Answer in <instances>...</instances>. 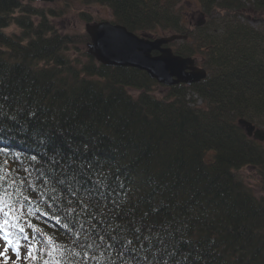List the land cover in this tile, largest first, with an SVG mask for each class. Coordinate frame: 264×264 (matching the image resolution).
Returning <instances> with one entry per match:
<instances>
[{"label": "trees", "instance_id": "obj_1", "mask_svg": "<svg viewBox=\"0 0 264 264\" xmlns=\"http://www.w3.org/2000/svg\"><path fill=\"white\" fill-rule=\"evenodd\" d=\"M82 1L107 6L112 23L135 34L188 36L175 53L201 60L209 75L157 97L159 84L146 72L104 66L85 52L87 34L59 33L52 20L64 13L0 0V160L10 162L3 183L12 200L31 198L27 219L52 239L42 259L108 264L109 254L89 250L96 259L86 262L72 255L81 251L73 243L79 228L53 211L55 194L40 176L51 172L52 153L39 132L56 152L76 149L117 173L128 193L121 199L138 205V218L148 212L165 225L195 264H264V195L240 175L253 168L264 187V143L238 124L264 128V32L237 22L248 8L263 11L264 0H198L206 19L193 28L179 11L183 0ZM11 26L20 33L6 34Z\"/></svg>", "mask_w": 264, "mask_h": 264}, {"label": "snow or ice", "instance_id": "obj_2", "mask_svg": "<svg viewBox=\"0 0 264 264\" xmlns=\"http://www.w3.org/2000/svg\"><path fill=\"white\" fill-rule=\"evenodd\" d=\"M40 143L52 153L48 160L51 172L40 171L44 185L51 184V196L69 224L78 226L73 242L81 251L72 255L85 260L96 259L89 250H99L108 264H195L191 251L175 244L169 237L165 225L149 221L148 212L137 217L138 205L121 199L125 184L120 176L106 170L98 160L79 155L78 150L62 154L50 146L45 133L39 132ZM6 155V154H5ZM32 156L31 160L36 161ZM9 160H0V258L2 264H16L9 252H14L16 260L23 264H49L43 256L51 253L45 244L51 246L52 239L43 229L33 225L27 217L33 213L25 209V201L31 203L29 196L23 200H12V193L4 187V179L10 174ZM28 171L27 168L24 169ZM12 183H15L13 180ZM24 183V181H21ZM35 191V185H30ZM19 191V189H17ZM128 196L127 192H124ZM8 196V199H4ZM36 212H40L37 208ZM47 214V213H44ZM28 224L36 233L30 234L21 224ZM67 227V224L65 225ZM116 253L115 258L111 255ZM56 264H60L56 261Z\"/></svg>", "mask_w": 264, "mask_h": 264}, {"label": "water", "instance_id": "obj_3", "mask_svg": "<svg viewBox=\"0 0 264 264\" xmlns=\"http://www.w3.org/2000/svg\"><path fill=\"white\" fill-rule=\"evenodd\" d=\"M43 3L61 0H39ZM86 32L91 38L88 54L107 67L133 68L146 72L157 83L166 87L194 85L207 77V73L196 65L192 58L174 54L167 47L174 41L187 39L186 36L151 38L139 36L125 26L111 22L88 24ZM158 52L159 55L153 53ZM240 127L249 138L264 143V129L241 119Z\"/></svg>", "mask_w": 264, "mask_h": 264}, {"label": "rangeland", "instance_id": "obj_4", "mask_svg": "<svg viewBox=\"0 0 264 264\" xmlns=\"http://www.w3.org/2000/svg\"><path fill=\"white\" fill-rule=\"evenodd\" d=\"M22 1L24 4L32 5V7H35L38 9L54 10L59 13H64L65 14L64 16L54 18L52 20V23L57 29V31L62 34H66V33L74 34V35L87 34L86 26L88 24H97L101 22H112V13L107 6H102L98 4L86 5L82 0H61L60 2H54V3H43L38 0H22ZM179 11L184 17H186L187 19L191 21V24H190L191 28L195 26L204 25L206 18L202 14L201 5L198 0H185V1L183 0L181 2ZM87 19H89L90 21H87ZM213 19L218 20V19H215L214 16H213ZM237 22L241 24L244 23L248 25L249 27H251L253 30L264 32V10L257 11V10H254L253 8H248L246 10L245 19L244 18H242L241 20L237 19ZM5 32L6 34L10 36L13 34L20 33L19 29L15 26H11ZM136 35L144 36L145 34L144 35L136 34ZM146 36H150L151 38H154V39L164 38V36H161V35L160 36L146 35ZM175 36H182V35H175ZM169 37L171 36H167V38ZM186 37L188 39V36ZM187 39L177 40V41L172 42L171 44L178 42L174 47H170V44L164 47L170 48L174 52V54H176L175 49L179 45H181V41H184ZM90 42H91V38H90ZM85 52L88 54L87 46L85 47ZM70 56L77 57V55L73 53L72 55L70 54ZM188 58H192V57H188ZM192 59L196 61V65L200 69L204 70L207 73V77H208L209 73L207 72V69H205V67L203 66L202 61L198 60L197 58H192ZM207 77L204 80H206ZM129 92L134 97H138L140 94L136 90H129ZM167 92H168V88L162 85H159L153 89V94L157 97H162L165 94H167ZM192 97L194 100L197 101L198 105L200 106L202 105V101L201 99L198 98L197 95H192L189 97V99H191ZM240 175L244 177L246 182L250 185V187L254 189L257 195L259 196L264 195V187H263L262 180L255 169L246 168L240 172Z\"/></svg>", "mask_w": 264, "mask_h": 264}]
</instances>
